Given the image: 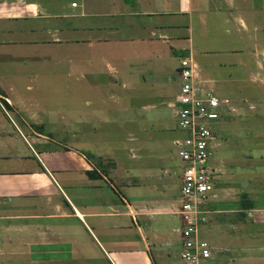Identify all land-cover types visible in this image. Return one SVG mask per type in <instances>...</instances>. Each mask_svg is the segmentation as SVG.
Masks as SVG:
<instances>
[{
    "label": "crops",
    "instance_id": "1",
    "mask_svg": "<svg viewBox=\"0 0 264 264\" xmlns=\"http://www.w3.org/2000/svg\"><path fill=\"white\" fill-rule=\"evenodd\" d=\"M78 1L69 8L68 0H0V104L8 111L0 106V264H264V198L248 187L257 184L254 177L245 176L243 184L230 180L235 170L225 165L223 175L222 168L215 166L219 173L200 228V236L212 245V258L199 263L181 258V201L180 193H175L176 187L181 190V172L177 181L158 142L159 133L168 131L163 126L167 127L164 107L173 111L179 90L172 99L168 86L156 83V103L142 106L152 117L148 130L150 138H156L159 162L142 163L146 154L142 138L149 136L140 126L129 136L139 146L130 154L140 161L127 168L112 157L116 154L88 143L93 134L77 128V122L52 131V119L43 117L45 111L21 101L6 83L13 64L29 58L30 52L39 55L51 45L101 41L93 39L91 0ZM250 1L157 0L154 11L133 13L135 25L141 28L137 39L157 37L156 41L169 45V55L179 56L177 67L183 57L195 61V56L204 57L206 63L199 61L202 74L216 88L223 70L236 72L264 54V39L252 35L243 17L242 8ZM64 3L70 12L64 10ZM168 16L173 21L161 18ZM220 16L236 29L240 42L256 48H249V57L230 44L226 33L216 41L207 40L209 25L218 27ZM142 17L154 21L143 23ZM195 19L205 36L201 50L190 37ZM217 32L224 34L222 28ZM213 43L221 47L212 51ZM155 60H160L163 70L165 59L155 56ZM167 74V83L172 84L174 75ZM224 99L229 105L230 99ZM228 105L225 113H233ZM148 151L152 159V148ZM101 156L117 161V168L106 172L97 161ZM260 182L264 183V175ZM232 186L242 187L247 198H232Z\"/></svg>",
    "mask_w": 264,
    "mask_h": 264
},
{
    "label": "rangeland",
    "instance_id": "2",
    "mask_svg": "<svg viewBox=\"0 0 264 264\" xmlns=\"http://www.w3.org/2000/svg\"><path fill=\"white\" fill-rule=\"evenodd\" d=\"M68 1L69 8L71 3L79 4L78 0ZM110 1L108 4L106 0L104 3L91 0L88 4V13L93 16L95 25L93 39L101 41L51 45L45 49L44 54L40 52L39 55L30 52L29 58L13 64L11 74L5 76L6 83L13 86L14 91L22 97L21 101L28 105L35 104L37 109L45 111V115L40 113L43 117L52 119V131L68 128L70 124L77 122V128L93 134L92 139L86 140L88 143L101 145L109 155L116 154V157H112L127 168L138 165L140 161L130 154L139 146L136 139L129 136L135 127L142 126L147 133H142L144 129L136 132L149 137L142 138L146 154H142L141 161L145 164L158 163L161 155L154 151L156 138H150V124L147 123L152 117L142 106L156 103V83H165L174 99L180 88L175 71L179 56L169 55L170 46L156 41L157 37H153V41L137 39L141 28L135 25L137 19L133 17V13L138 9L154 11L157 9V0ZM64 7L65 11L70 12L67 4L64 3ZM242 10L243 17L252 27V35L264 39V0H251ZM177 17L185 24L189 23L188 19L175 16ZM161 18L173 21L169 16L166 17L168 20ZM140 20L143 23L154 21L152 17H142ZM209 26L210 31L206 36L208 41H216L220 39L219 36L224 38L227 34L230 44L245 50L248 53L246 56L249 57L250 49L256 50L253 45L240 42L236 29L232 30L222 16L219 17L218 27ZM219 28L224 31L223 35L217 32ZM190 37L197 49L201 50L205 36L201 34L197 19ZM261 46L263 53L264 44ZM215 47H221V44L213 43L209 49L217 51L218 48ZM155 56L161 58V61L165 59L163 70L162 66H158L160 60H155ZM260 56L250 60L246 68H240L236 72L223 70L222 77H219L216 94L222 99H230L228 107H232L233 113L222 114L223 122L216 130L218 139L212 165L222 168V175L225 174L224 165L234 169V178L230 180L241 184L247 180L245 176L254 177L257 184L253 186L252 183L248 187L256 188L255 191L264 198V183L260 182L264 175V65H259L264 64V54L263 58ZM195 57L200 67V62H207L202 56ZM168 68L170 70L165 72ZM167 73L174 75L175 81L172 84L167 83ZM220 87L225 88L219 89ZM164 109L167 127L163 126L168 131L159 133L158 142L162 143L163 153L167 155L178 181L182 162L177 157L173 141L178 134H183L178 129L173 111L167 107ZM150 148L152 159L148 156ZM99 160V165L105 166L106 172L118 166L117 161L109 156H101L97 159ZM231 189L232 198H247L242 187L232 186ZM175 193H180L178 187L175 188Z\"/></svg>",
    "mask_w": 264,
    "mask_h": 264
},
{
    "label": "built area",
    "instance_id": "3",
    "mask_svg": "<svg viewBox=\"0 0 264 264\" xmlns=\"http://www.w3.org/2000/svg\"><path fill=\"white\" fill-rule=\"evenodd\" d=\"M199 64L183 57L176 69L180 84L173 113L183 137L176 142L177 157L182 162L180 209L182 250L187 263H199L212 258V245L200 236L201 224L207 219L204 205L212 195L218 170L212 156L228 100L220 98L211 81L201 74ZM1 108L8 114L4 104Z\"/></svg>",
    "mask_w": 264,
    "mask_h": 264
}]
</instances>
